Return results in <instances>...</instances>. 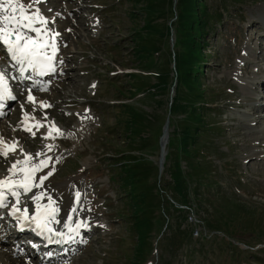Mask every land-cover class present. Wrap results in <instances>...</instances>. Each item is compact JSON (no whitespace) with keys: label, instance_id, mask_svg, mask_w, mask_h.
<instances>
[{"label":"rangeland","instance_id":"374dc122","mask_svg":"<svg viewBox=\"0 0 264 264\" xmlns=\"http://www.w3.org/2000/svg\"><path fill=\"white\" fill-rule=\"evenodd\" d=\"M197 1L193 8L197 16L187 21L202 22L204 33L208 32L200 42L204 68L199 87L203 93L198 98L184 86V95L176 99L180 66L173 0H46L34 4L55 21L49 27L62 36L59 49L57 44L61 77H42L43 83L53 85L43 86L46 90L31 86L30 79L21 81L18 65L0 45V68L17 97L0 117V137L9 144L18 141L34 158L37 153L53 157L37 179L54 169L43 189L60 207L57 225L63 229L65 217L73 215V223L82 220L88 225L85 229L92 228L83 234L77 259L74 255L50 264L75 260L74 264H264V0ZM185 33L183 39H189ZM183 44L192 43L185 40ZM181 53L188 58L189 48H182ZM194 69L193 79L198 71ZM29 88L36 104L27 100ZM46 101L51 106L40 108L39 103ZM176 102V111L171 110ZM197 111L205 123L195 121L201 119L193 117ZM25 112L45 125L33 128L35 138L22 130ZM168 120L171 138L169 135L163 142L171 154L161 172V137ZM53 122L65 135L44 139L47 125ZM197 124L204 135L194 139L207 156L201 153L200 158H189L211 164L206 166L210 174L205 179L189 176V158L173 153L187 145L182 138L187 131L195 135ZM49 144L54 151H47ZM132 155L160 168L159 173L155 169L149 175V182L159 181V187L166 184L164 205L142 237L134 226V183L127 180ZM17 158L12 153L7 158L0 156V179L11 177L10 168L20 160ZM178 163L191 181L192 193L204 182L202 194L192 197L194 222H187L175 210V200L180 201L181 195L169 182L174 170H179ZM125 179L127 190L122 186ZM48 181L52 185L47 186ZM210 181L215 182L209 185ZM40 191L33 189V193ZM77 191L81 202L73 214L70 210L77 208ZM33 193H22L20 200L21 210L27 207L30 216L35 215ZM8 205L0 209V223L9 225L6 231L11 235L21 222L10 214L16 206L14 197ZM235 205L243 210L229 209ZM246 207L256 211L251 218ZM210 219H214L216 231H212ZM5 233L0 232V263L38 264L43 252L30 256L28 244L34 242L29 234L2 242L8 237ZM140 242L137 258L135 246Z\"/></svg>","mask_w":264,"mask_h":264},{"label":"snow or ice","instance_id":"6c2138e0","mask_svg":"<svg viewBox=\"0 0 264 264\" xmlns=\"http://www.w3.org/2000/svg\"><path fill=\"white\" fill-rule=\"evenodd\" d=\"M46 3V0H32L31 3H24L22 0H0V45H2L11 60L18 65L19 79H31V76L25 74L29 71L37 76H45L56 72L57 61V37L59 33L49 27L50 23H55L45 17L40 8H33L34 4ZM50 11V9H48ZM34 34V35H33ZM38 82L33 81L32 86H37ZM94 87V85H93ZM46 90V89H38ZM29 95L27 100L29 103L36 104L35 97L31 95V88L28 89ZM17 97L12 94L9 87V81L6 79V73L3 68H0V109L4 107V102L11 100L15 101ZM51 105L39 103L40 108H47ZM0 115H3L0 112ZM46 119V117H45ZM22 130L30 133L35 138L36 132L33 128L39 129L44 127L43 122L36 120L27 112L24 113L22 120ZM49 131L43 137L44 139H56L63 137L65 133L55 125L50 123L47 125ZM19 149V154L24 158L16 160L10 168L11 177L0 180V209L7 208L9 195L15 198V204L11 208V216L21 222V230L25 226H35L39 234L44 236L49 244H64L74 243L82 228H87L88 225L84 222L76 223L73 226V215L65 217L67 223L63 225L67 229V235L64 231H58L53 227L54 224H60L58 219L60 207L56 200L48 195L43 189L44 182L54 173V169H50L48 173L37 179V173L42 172L49 167L53 157L47 156L45 153H37L34 158L32 154L24 151L19 147L18 141H13L9 144L4 138L0 137V156L7 158L10 153L16 154ZM47 151H54V145H47ZM43 156V159L39 157ZM59 157L55 158L56 163L59 162ZM41 189L39 193H33V189ZM8 193V195L5 194ZM33 193L30 199L35 204V215L30 216L28 208L21 210L20 204L21 195ZM47 199V203H42ZM75 201L77 208H72L71 213L75 214L81 202V193H75Z\"/></svg>","mask_w":264,"mask_h":264},{"label":"trees","instance_id":"16d2710c","mask_svg":"<svg viewBox=\"0 0 264 264\" xmlns=\"http://www.w3.org/2000/svg\"><path fill=\"white\" fill-rule=\"evenodd\" d=\"M197 2H198L197 0H179L178 3L176 4V12H177L176 17L178 18H177V23H174V26H176V41H177L176 51L178 53L177 56L179 59V66H180L179 68L180 79L178 80L179 83L177 85V90H176V99L184 95L183 94L184 86H188L192 90V92L196 95L197 98L203 93V92L201 93L199 89L201 80L203 79V77H201V74L203 72L202 69L204 68L203 67L204 52H203V48L200 47L201 46L200 42L203 41L204 35L205 36L208 35V32L204 33V25L202 24V22H199L197 20H192L191 22L187 21V18L189 17L193 18V16H197L196 10L193 9L197 5ZM189 5L191 6L187 7ZM183 25H185V28H183ZM183 33L189 34V39L185 38V40H189L192 43L191 45L183 44V42L185 41L183 39ZM182 48H187V49L189 48V53L187 54L188 58L183 57L181 53ZM194 68H197L198 70L195 79L192 78L193 74L195 73ZM190 103H194V101H190ZM177 105L178 102L173 103L171 110L176 111L175 106ZM200 109L201 107H199V110ZM193 117L196 118L201 117L200 120L195 119V121H200L202 123H205L206 121L205 117L203 116V114H201L200 111H197L196 114L193 113ZM212 124L215 126V122H213ZM187 126L192 127V124L190 122H187ZM196 129L197 130L195 135H193L189 131L186 132L187 137H183L182 140H185L187 145H183V146L180 145L181 151H177V152L176 150L173 151V153L177 154L178 157L189 158L190 156H195L197 159L201 157V153L206 154V151L204 149H200L198 147V141L197 140L195 141L194 139L195 137L198 138L201 135H204V133L200 132V127L198 124ZM181 134L184 135V132H182ZM194 151H196V153ZM170 154L168 155V159ZM206 156L207 154L204 156V158ZM130 157L134 162H131L133 166H131V173L127 177V180L129 181L130 184L131 181H133L134 183L132 188L133 191L131 190L132 192L131 203L133 204L134 207L133 215L137 219V223H135L134 221V226L136 229L138 228L141 231L139 235L140 237H142V234L149 232L152 223L153 222L155 223L157 219V214L160 212L159 210L162 209V206L164 205L165 202L164 193H165L166 184L162 188H160L158 185L159 181H155L153 183L149 182V175L151 173H155L156 172L155 169H157L159 173L160 168L158 167V165L156 166L154 165L153 162L151 161L148 162L145 160V158H141L136 155H132ZM189 160L192 163L189 176L194 178L198 177L200 179L202 178L205 179L206 177H208L210 172L206 170V166H211L209 162H205V159L201 160V162L200 161L195 162L194 160H191V158H189ZM178 168L179 170L175 169L174 172L172 171L173 181L169 183L170 185H173L174 189L178 191L181 195V197L179 198L180 201L175 203V210L179 211L181 213L180 215H183L185 219H187L188 218L187 213H189L195 208V201L192 199V197L194 195L199 196L202 194L201 186L204 185L203 184L204 182L201 181L198 184V186H196L194 192L192 193L191 185H190L191 181L187 180V175L184 174L185 172L182 168L181 163H178ZM166 170L169 171L171 169H166ZM138 172L142 173V175H138ZM214 182L215 181H210L209 185L213 184ZM122 186L125 187L126 190L129 188L127 186L126 179L122 183ZM177 203L180 205H178ZM227 206L228 204L225 205V207ZM229 209L243 210L239 205H235L234 207H229ZM165 211H166V207H165ZM166 214L171 217L170 211H166ZM228 215L230 216V213H228ZM217 221L218 222L216 224H218L219 227L220 218H217ZM209 223L213 225L212 228L216 229L215 227L216 224L214 222V219H210ZM141 246H142V242H140L139 245L137 244L135 246L137 250V255H136L137 258H138V250L139 251L142 250Z\"/></svg>","mask_w":264,"mask_h":264},{"label":"bare ground","instance_id":"6f19581e","mask_svg":"<svg viewBox=\"0 0 264 264\" xmlns=\"http://www.w3.org/2000/svg\"><path fill=\"white\" fill-rule=\"evenodd\" d=\"M27 1H28V3H31L32 2V0H22V2H24V3H27ZM33 8H37V6H35V5H33ZM41 9V8H40ZM43 14H45L46 13V11H43L42 12ZM47 18V17H46ZM34 35V34H33ZM57 44H58V49H59V43H60V40L62 39V36H58L57 38ZM58 49H57V53H56V59L58 58V54H59V52L60 51H58ZM61 50L63 51V46L61 47ZM62 58H63V55H62ZM62 59H60V60H58V61H61ZM56 73H58V76L56 75ZM50 75H51V77H54V78H56V79H59L60 77H61V72H60V69H59V63L57 64V67H56V72L55 73H50ZM29 76H31V80L30 81H28V82H30L31 84H33V81H36V82H38V84H37V86H35V87H43V86H46V87H52L53 85H49L48 84V82L47 83H43V81H41V80H43V78H44V76H37V75H34V74H30ZM52 82H54V81H52ZM42 83L44 84V85H42ZM50 83V82H49ZM32 86V85H31ZM10 103L11 102V100H8V101H5L4 103ZM48 101H46L44 104H47L48 105ZM48 109H50V108H48ZM259 110V109H258ZM168 133H167V131H166V134H165V136L163 137V139H162V141L164 140V139H166V138H168ZM168 142V141H167ZM65 143H67V142H65ZM163 145L166 147V145H167V143L166 142H163ZM10 156V154L8 155V157ZM15 156H17L19 159H23L24 157L22 156V155H20L19 154V149L17 150V153L15 154ZM17 158V159H18ZM11 175V174H10ZM3 179H5V178H1L0 180H3ZM46 185L47 186H50V185H52V182L51 181H48V182H46ZM5 194L6 195H8V193L7 192H5ZM27 194H29V193H27ZM26 194V195H27ZM11 196L9 195V198H10ZM46 203V202H45ZM20 205V204H19ZM11 206H13V205H11ZM21 206V205H20ZM73 219H74V216H73ZM86 219V218H85ZM1 221V220H0ZM82 221V220H81ZM80 221V222H81ZM90 221V220H89ZM7 222H9V224L11 223L10 221H7ZM7 222H4V223H7ZM2 223H0V225H1ZM6 225V224H5ZM5 225H1V227H0V232L1 233H3L4 231L6 232L5 234V236L4 237H6V236H8L7 238H6V240H3L2 242H8V241H10V240H18V238L20 237V236H24V235H22V234H29V233H34L35 234V226L34 225H32L31 227H29V226H25V228L23 229V230H21V227L15 232V233H12V232H10V233H12L11 235L8 233V231H6L8 228H10L9 227V225H8V227L7 226H5ZM12 227V226H11ZM16 229V228H15ZM14 229V230H15ZM82 230H87V229H85V228H82L80 231H82ZM27 236V235H26ZM34 236V238H35V242H38L39 240H41L39 237H35V235H33ZM37 236V235H36ZM3 237V236H2ZM31 237V236H30ZM15 238V239H14ZM29 239V238H28ZM32 240V239H31ZM10 245V244H9ZM82 245V243H81V241H78V244H77V246L80 248V246ZM5 246V245H4ZM26 246H27V244H26ZM28 248L30 249L29 250V254H30V256H37V254L39 253V252H41V250L42 251H44L46 248H48V247H44L43 245H41L40 247H36V246H34L32 243H29L28 244ZM7 249H9V248H7ZM10 251H12V249H9ZM13 252V251H12ZM18 252H20L19 254H21L22 253V251L21 250H19ZM17 253V252H16ZM26 253V252H25ZM72 256V250H70V252H66V253H64L63 255H60V256H58V258L59 259H66V258H68V257H71ZM26 257V256H25ZM57 259V257H53V256H45L44 258H42L40 261H38V264H50L51 262H53V260L55 261ZM24 260H27V259H24ZM28 261V260H27ZM1 262V261H0ZM13 262H11V263H5V262H3V260H2V263H0V264H12ZM25 264H30V262L29 263H25Z\"/></svg>","mask_w":264,"mask_h":264},{"label":"water","instance_id":"95a60500","mask_svg":"<svg viewBox=\"0 0 264 264\" xmlns=\"http://www.w3.org/2000/svg\"><path fill=\"white\" fill-rule=\"evenodd\" d=\"M175 39H176V38H175ZM174 41H175V40H174ZM169 121H170V120H168V122H167V124H166V127H165V134H166V131H167L168 135H169ZM166 154H167L166 147L163 145V141H162V161H161V163H162V168H163V166H164V162H165V159H166Z\"/></svg>","mask_w":264,"mask_h":264}]
</instances>
